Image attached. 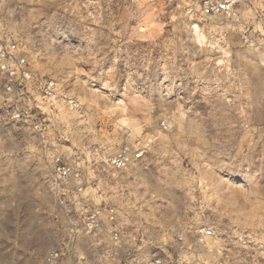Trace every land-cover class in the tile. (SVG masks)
<instances>
[{"label":"rangeland","instance_id":"374dc122","mask_svg":"<svg viewBox=\"0 0 264 264\" xmlns=\"http://www.w3.org/2000/svg\"><path fill=\"white\" fill-rule=\"evenodd\" d=\"M201 1L0 0V44L57 91L45 106L0 75V264L13 250L44 264L81 209L105 206L130 256L264 264V0H237L235 20L190 19ZM28 104L39 130L11 116ZM140 146L139 162L110 170ZM56 158L80 184L54 182ZM69 248L66 264H104L87 238Z\"/></svg>","mask_w":264,"mask_h":264},{"label":"built area","instance_id":"2783aa9c","mask_svg":"<svg viewBox=\"0 0 264 264\" xmlns=\"http://www.w3.org/2000/svg\"><path fill=\"white\" fill-rule=\"evenodd\" d=\"M237 0H204L200 3H190L186 13L190 19L201 16L204 18H221L224 20H235L234 8ZM0 75L6 80V90L9 93L22 92V87L27 84L33 86L34 92L42 99L41 104L45 106L51 103L56 97V84L51 80L38 81L29 68V63L24 52L16 44H0ZM70 109L79 107L78 104L64 97ZM30 102V98H27ZM34 101V99H33ZM35 109L40 111L38 106ZM30 104L24 108L15 106L11 113L13 119L23 121L30 125L32 129L39 130L40 127L34 122L37 112H33ZM50 106L47 107V109ZM166 129L165 124L161 126ZM151 142V137L147 139ZM142 146L135 150L122 148L109 159V168L113 172H123L129 167L139 162L142 158ZM51 172L54 182L66 184L69 181H77L79 178L72 168L56 158L52 162ZM82 219L78 226L67 225V242L62 240L56 247L50 249L44 259V264H66L67 258L73 254L69 244L78 242L80 238H87L93 242V249L96 257L104 264H167L163 258L152 256L144 260L139 254L130 256V249L123 236V229L118 223L117 211L114 206L97 207L93 209H81ZM211 231L200 230L196 232V241L201 242L204 238H209ZM182 242V238H178ZM181 249L183 247L181 246ZM177 257L175 263H179Z\"/></svg>","mask_w":264,"mask_h":264},{"label":"crops","instance_id":"0c3cea01","mask_svg":"<svg viewBox=\"0 0 264 264\" xmlns=\"http://www.w3.org/2000/svg\"><path fill=\"white\" fill-rule=\"evenodd\" d=\"M14 225H16V224H14ZM17 227V226H16ZM16 227H13L14 229H16ZM14 241V240H13ZM14 246H16V245H14ZM21 254L18 252V250H13L12 251V253H11V257H10V260L12 261V262H16V264H17V262L19 261V259L21 258ZM15 257H17V259L15 258ZM18 264H19V262H18Z\"/></svg>","mask_w":264,"mask_h":264},{"label":"bare ground","instance_id":"6f19581e","mask_svg":"<svg viewBox=\"0 0 264 264\" xmlns=\"http://www.w3.org/2000/svg\"><path fill=\"white\" fill-rule=\"evenodd\" d=\"M71 110V109H70Z\"/></svg>","mask_w":264,"mask_h":264}]
</instances>
